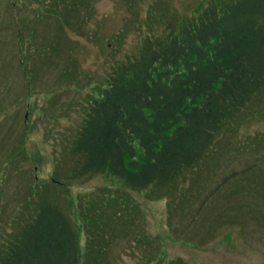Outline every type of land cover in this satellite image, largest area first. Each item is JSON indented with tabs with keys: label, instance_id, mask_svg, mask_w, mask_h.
<instances>
[{
	"label": "trees",
	"instance_id": "obj_1",
	"mask_svg": "<svg viewBox=\"0 0 264 264\" xmlns=\"http://www.w3.org/2000/svg\"><path fill=\"white\" fill-rule=\"evenodd\" d=\"M17 2L10 7L19 9L12 23L20 64L31 72L26 52L38 41L39 22L75 31L85 0H30L42 7L31 21L35 28L21 19ZM206 7L180 24L167 17L164 34L146 35L139 54L113 65L70 143L65 139L50 177L28 165L24 141L1 156L0 227L9 230L0 229V264H111L115 226L130 221L125 189L164 194V188L185 186L207 157L217 161L229 133L240 135L245 121L257 118L256 101L264 93V0ZM47 38L42 48L58 49L59 40L51 33ZM100 173L123 185L83 193L74 205L65 201L71 183ZM14 179L22 187L6 203Z\"/></svg>",
	"mask_w": 264,
	"mask_h": 264
},
{
	"label": "rangeland",
	"instance_id": "obj_2",
	"mask_svg": "<svg viewBox=\"0 0 264 264\" xmlns=\"http://www.w3.org/2000/svg\"><path fill=\"white\" fill-rule=\"evenodd\" d=\"M222 1L227 0H85L75 31L56 28L51 17L48 25L39 22L38 41L26 52L30 72L20 64L12 23L19 9L0 0V158L24 141L28 165L50 177L59 150L83 123L113 65L139 54L146 35L164 34L167 17L180 24ZM28 2L18 0L20 17L35 28L31 21L42 7ZM49 33L59 40L56 50L42 48ZM257 100V118L246 120L240 135L229 133L217 161L207 157L185 186L164 188V194L125 189L130 221L115 226L111 264H264V93ZM231 173L236 176L206 200ZM21 185L19 179L9 184L6 203ZM120 185L117 178L94 174L71 183L65 201L74 205L83 193ZM84 243L82 235V248Z\"/></svg>",
	"mask_w": 264,
	"mask_h": 264
}]
</instances>
